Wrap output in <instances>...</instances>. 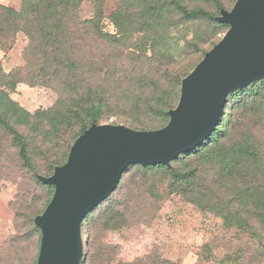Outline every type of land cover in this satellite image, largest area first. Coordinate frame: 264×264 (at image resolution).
<instances>
[{
  "label": "trees",
  "instance_id": "16d2710c",
  "mask_svg": "<svg viewBox=\"0 0 264 264\" xmlns=\"http://www.w3.org/2000/svg\"><path fill=\"white\" fill-rule=\"evenodd\" d=\"M86 1L20 0L18 9L0 4V39L9 33L26 40L21 66L5 72L0 64V182L17 186L9 203L13 234L0 264L37 263L41 231L34 219L54 194L39 178L67 161L85 130L111 118L135 131L168 124L182 81L228 31L218 19L237 0H229V9L220 0H117L108 17L105 0H92V17L81 19ZM105 21L113 32L105 31ZM181 21L192 25L190 37L172 36ZM19 84L53 88L57 99L29 113L10 97ZM123 185L130 189L117 197ZM171 196L256 242L255 249L230 251L222 263H262L264 78L228 93L216 128L194 150L168 166L126 167L111 195L81 222L78 264H177L156 254L117 262L116 247L103 241L106 233L127 228L135 211ZM201 254L210 258L211 249L204 246Z\"/></svg>",
  "mask_w": 264,
  "mask_h": 264
},
{
  "label": "water",
  "instance_id": "95a60500",
  "mask_svg": "<svg viewBox=\"0 0 264 264\" xmlns=\"http://www.w3.org/2000/svg\"><path fill=\"white\" fill-rule=\"evenodd\" d=\"M229 29L182 81L177 107L162 129L135 131L91 125L72 145L67 161L48 178L54 187L43 214L36 264H78L83 218L115 190L129 165H165L194 150L216 128L228 93L264 78V0H237L222 11Z\"/></svg>",
  "mask_w": 264,
  "mask_h": 264
},
{
  "label": "rangeland",
  "instance_id": "374dc122",
  "mask_svg": "<svg viewBox=\"0 0 264 264\" xmlns=\"http://www.w3.org/2000/svg\"><path fill=\"white\" fill-rule=\"evenodd\" d=\"M230 8L229 0H220ZM20 0H0V4L18 9ZM117 0H105V16L114 10ZM81 19L91 18L93 15V1L84 2L78 11ZM178 21V20H176ZM105 31L113 32V27L105 21ZM193 29L190 24H183L172 30V36L181 39L191 36ZM181 43V41H180ZM26 40L22 35L14 36L6 33L0 39V64L5 72L21 66L22 51ZM10 97L29 113L39 109L50 108L57 99L53 88L34 87L19 84ZM114 118L103 124H112ZM113 125V124H112ZM128 182V178L126 180ZM129 187L123 185L117 192V197H124ZM161 191V189H160ZM165 192V188L163 187ZM17 186L9 181L0 182V251L6 241L13 234V212L9 203L15 200ZM145 211H135L127 228L106 233L103 241L116 247L115 260L131 263L146 255L156 254L162 259L177 264H231L222 263L225 255L240 247L243 250L255 249L256 242L237 230H227L221 220L210 214H204L192 205L186 204L180 197L171 196L160 205H147ZM83 242L85 238H82ZM85 243V242H84ZM264 244V241L262 242ZM207 246L211 249V256L198 255L199 250ZM30 254L33 255V252ZM206 258V259H205ZM31 258H28V260ZM261 264H264V260Z\"/></svg>",
  "mask_w": 264,
  "mask_h": 264
}]
</instances>
